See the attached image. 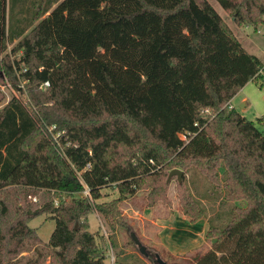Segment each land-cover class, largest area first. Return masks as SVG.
Returning <instances> with one entry per match:
<instances>
[{
    "label": "trees",
    "instance_id": "16d2710c",
    "mask_svg": "<svg viewBox=\"0 0 264 264\" xmlns=\"http://www.w3.org/2000/svg\"><path fill=\"white\" fill-rule=\"evenodd\" d=\"M218 1L239 24L264 22V0ZM19 2L11 0L7 17L0 0V49L21 51L3 59L19 95L0 109V264H18L11 254L41 240L29 222L42 214L56 226L46 253L26 264L45 256L50 264H106L88 215H103L113 245L128 227L121 203L142 189L148 206L169 203L170 171L191 166L224 187L226 200L246 203L224 227H209L214 246L196 264H264V131L228 106L251 80L264 86V63L214 6L36 0L16 9ZM109 185L120 196L101 201ZM177 192L191 222L202 219L184 181Z\"/></svg>",
    "mask_w": 264,
    "mask_h": 264
},
{
    "label": "rangeland",
    "instance_id": "374dc122",
    "mask_svg": "<svg viewBox=\"0 0 264 264\" xmlns=\"http://www.w3.org/2000/svg\"><path fill=\"white\" fill-rule=\"evenodd\" d=\"M35 1L21 0L16 9H21L22 6L32 9ZM208 1L229 25L243 46L250 53L259 56L264 63V24L260 23L258 26L239 24L218 0ZM10 5L11 0H6L7 17L10 12ZM28 14L29 9H25L23 15ZM13 45L10 43L5 50L0 49V109L14 95H19L3 67L5 56L10 55L8 58L14 62L21 55V51L12 53ZM21 83L24 85L25 82L21 80ZM228 106L230 108L235 107L243 116L254 120L259 129L264 131V86H261L260 83L255 80L248 82L230 100ZM204 113L208 114L210 111ZM51 128L53 129V127ZM183 171L182 181L187 184L196 199L204 207V217L198 222H191L189 217L183 213L177 192V183L179 182L177 175H173L169 179L171 180L168 190L169 203L159 201L154 207L148 206L146 197L149 189H142L124 200L121 209L128 227L127 229L119 228L113 234L115 240L113 245L110 241L111 230L106 219L95 210L89 214L91 230L96 233L99 246L108 255L106 264H114L117 257L130 264H154L156 254H159L167 264H196L200 256L212 249L215 241L206 237L209 227L211 225L224 227L233 215L234 206H244L246 203L243 200H226L225 188L222 186L215 187V183L195 166ZM220 175L222 178L224 177L223 169H220ZM102 192L105 196L101 201H109L120 196L119 189L115 185L104 187ZM33 199L38 200L37 197ZM29 225L37 229L41 240L25 241L11 254L10 259L13 263L26 264L30 258H35L38 255L37 250L46 253L43 245L49 241L55 229L56 221L50 215L42 214L32 219ZM132 231L147 246L148 255L143 254L137 244L132 242ZM50 261V256H45L41 264H50Z\"/></svg>",
    "mask_w": 264,
    "mask_h": 264
},
{
    "label": "water",
    "instance_id": "95a60500",
    "mask_svg": "<svg viewBox=\"0 0 264 264\" xmlns=\"http://www.w3.org/2000/svg\"><path fill=\"white\" fill-rule=\"evenodd\" d=\"M173 175H177L178 177V180L179 181H182L183 179V175H184V171L180 168H175L173 169L170 174H169V177H168V180L171 179V177ZM76 228H79V224L77 223L76 225ZM131 237L133 239V241L137 244V246L139 247L140 251L143 253V254H146L148 255L149 252L147 250V246L141 241V239L138 237V235L135 233V232H131ZM154 264H167V262L165 260H163L159 254H156V259L154 261Z\"/></svg>",
    "mask_w": 264,
    "mask_h": 264
},
{
    "label": "built area",
    "instance_id": "2783aa9c",
    "mask_svg": "<svg viewBox=\"0 0 264 264\" xmlns=\"http://www.w3.org/2000/svg\"><path fill=\"white\" fill-rule=\"evenodd\" d=\"M263 24H264V22H263ZM258 32H259V29H258ZM50 85V83H49V81H46L42 86L43 87H45V86H49ZM209 109H206L205 111H208ZM204 111V112H205ZM55 128V126H53V129ZM50 129H52V128H50ZM182 137L183 138H186V136L185 135H182ZM83 194L85 195V196H88V197H91V193H90V189H89V187L88 186H85V189H84V191H83ZM56 204H58V201L56 200Z\"/></svg>",
    "mask_w": 264,
    "mask_h": 264
},
{
    "label": "crops",
    "instance_id": "0c3cea01",
    "mask_svg": "<svg viewBox=\"0 0 264 264\" xmlns=\"http://www.w3.org/2000/svg\"><path fill=\"white\" fill-rule=\"evenodd\" d=\"M10 101V100H9ZM126 200V199H125ZM124 202V201H123ZM123 202L121 203V206H122V204H123ZM154 207V206H153ZM122 208V207H121ZM186 217V216H185ZM190 219V218H189ZM88 221H89V223H90V230H91V221H90V217H89V215H88ZM191 221V220H190ZM198 222V221H197ZM92 232H94L93 230H91ZM95 233V232H94ZM96 234V233H95ZM207 234V233H206Z\"/></svg>",
    "mask_w": 264,
    "mask_h": 264
}]
</instances>
